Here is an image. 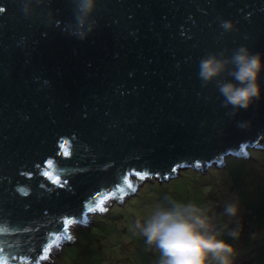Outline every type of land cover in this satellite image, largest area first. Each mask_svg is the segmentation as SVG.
<instances>
[{"label":"water","instance_id":"95a60500","mask_svg":"<svg viewBox=\"0 0 264 264\" xmlns=\"http://www.w3.org/2000/svg\"><path fill=\"white\" fill-rule=\"evenodd\" d=\"M49 9L74 18L71 0ZM43 15L0 0V264L47 260L144 179L264 149V73L261 98L235 114L198 77L208 53L264 57V0H97L84 40Z\"/></svg>","mask_w":264,"mask_h":264},{"label":"rangeland","instance_id":"374dc122","mask_svg":"<svg viewBox=\"0 0 264 264\" xmlns=\"http://www.w3.org/2000/svg\"><path fill=\"white\" fill-rule=\"evenodd\" d=\"M152 181L144 179L122 202L109 200L105 205L108 214L91 215L83 225L75 223L69 230L70 239L40 264H158L159 250L146 244L134 223L143 221L165 197L196 204L211 201L217 213L235 202L242 222L246 209L254 208L256 217L250 226L243 223L241 239L235 242L238 264H264V149H249L244 157L226 156L224 167L211 166L207 173L182 168L176 177ZM243 247L253 255L241 263Z\"/></svg>","mask_w":264,"mask_h":264},{"label":"clouds","instance_id":"9594fccd","mask_svg":"<svg viewBox=\"0 0 264 264\" xmlns=\"http://www.w3.org/2000/svg\"><path fill=\"white\" fill-rule=\"evenodd\" d=\"M49 3L50 0H22V11L28 17H41L43 11L47 25L62 27L68 35L80 40L87 39L95 30L93 14L97 0H71L74 18L66 23L54 20L50 9L44 11ZM221 27L225 31L233 29L230 21H223ZM226 51L205 55L199 62L198 77L203 86L215 82L224 98L223 106L235 114L261 98L264 57L244 45L233 50L231 56ZM105 205L92 215L106 213L109 207ZM215 208L211 201L196 204L165 197L143 221L137 219L134 228L147 245L159 250L158 264H234L238 254L235 242L241 239L244 227L239 206L235 202L227 203L222 213H217Z\"/></svg>","mask_w":264,"mask_h":264},{"label":"trees","instance_id":"16d2710c","mask_svg":"<svg viewBox=\"0 0 264 264\" xmlns=\"http://www.w3.org/2000/svg\"><path fill=\"white\" fill-rule=\"evenodd\" d=\"M249 149H252V148H248V150ZM211 167V166H210ZM209 167V168H210ZM224 167V166H223ZM208 168V169H209ZM208 169H207V171H208ZM194 171H196V172H200V173H207V171L206 172H202V171H197V170H194ZM155 180L156 179H154V181H152V182H155ZM116 202V201H115ZM217 202H219V201H217ZM216 203V202H215ZM114 204V203H113ZM214 204V203H213ZM254 208H252V207H248L246 210V214H247V217H246V219H245V221H243V223H244V225L245 224H248V226H250V223H251V220L254 218V217H256V215H255V212H254V210H253ZM107 214H108V211H107ZM106 214V215H107ZM246 221H248V222H246ZM262 229V228H261ZM263 230V229H262ZM263 233H264V230L262 231ZM249 234H250V236H249V238L251 237V231H249L248 232ZM247 249V248H246ZM246 249L243 247V252H242V256L241 257H239V260H241V263H243V262H245L246 260H247V258H249V256H247V255H250V254H252L253 255V252L252 251H249V252H246ZM251 258V257H250ZM235 260H237V261H235L234 262V264H238L239 263V261H238V258L236 257V259Z\"/></svg>","mask_w":264,"mask_h":264},{"label":"snow or ice","instance_id":"6c2138e0","mask_svg":"<svg viewBox=\"0 0 264 264\" xmlns=\"http://www.w3.org/2000/svg\"><path fill=\"white\" fill-rule=\"evenodd\" d=\"M40 259H44V257H40Z\"/></svg>","mask_w":264,"mask_h":264}]
</instances>
